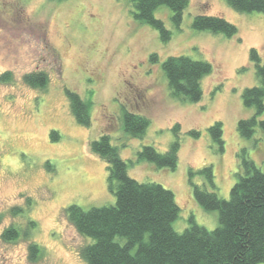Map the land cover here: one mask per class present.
Wrapping results in <instances>:
<instances>
[{
    "label": "rangeland",
    "instance_id": "rangeland-1",
    "mask_svg": "<svg viewBox=\"0 0 264 264\" xmlns=\"http://www.w3.org/2000/svg\"><path fill=\"white\" fill-rule=\"evenodd\" d=\"M133 10L131 0H0V74L12 75L9 82H0V234L9 225L23 231L28 220L35 222L27 238L7 242L0 236V264H84L79 251L91 239L76 231L64 209L114 203L106 164L89 148L103 133L129 161L131 177L174 193L180 208L173 222L177 231L189 225L191 216L207 229L218 224L217 211H206L195 201L189 177L200 186L204 178L190 176L189 169L211 165L215 187L207 188L223 198L236 181L237 154L243 148L264 169L259 127L251 139L237 131L238 121L253 114L241 93L257 83L251 48L264 63V14L237 12L225 0H189L176 29L170 9L161 6L155 16L172 31L163 43L155 29L133 17ZM196 14L220 15L237 32L227 37L195 30L191 23ZM170 55L211 64V72L201 78L198 102L171 95L161 69ZM34 71L47 74L45 88L23 82V75ZM66 88L91 102L88 127L75 121ZM122 108L149 120L142 137L123 132ZM215 121L222 125V152L207 131ZM175 125L180 144L174 169L136 159L143 145L166 151L175 139ZM192 129L199 131L198 137L188 133ZM51 130L60 137L52 139ZM28 198L26 214H10L13 206L27 207ZM30 242L42 250L35 260L28 255Z\"/></svg>",
    "mask_w": 264,
    "mask_h": 264
},
{
    "label": "trees",
    "instance_id": "trees-1",
    "mask_svg": "<svg viewBox=\"0 0 264 264\" xmlns=\"http://www.w3.org/2000/svg\"><path fill=\"white\" fill-rule=\"evenodd\" d=\"M133 17L140 23L155 29L159 38L166 43L172 36L164 22L155 16V11L166 6L170 9V20L180 29L183 13L189 0H131ZM237 12L257 11L264 14V0H225ZM191 26L198 31L221 33L227 37L236 34V26L220 15L196 14ZM151 61H158L151 54ZM249 59L255 66L257 83L244 88L241 93L243 105L253 109L250 117L237 123L238 134L251 139L258 126L264 136V63L256 49L251 48ZM161 69L173 97L191 103L202 97L201 78L212 70L206 60H196L186 55H170L162 63ZM10 72L0 74V82H9ZM23 82L33 88H45L48 76L43 71L23 75ZM70 111L75 121L88 127L91 123V102L77 92L65 89ZM149 120L140 114L121 109V128L125 134L140 138L145 133ZM175 139L164 152L153 145H143L136 152L138 161H147L157 168L174 169L177 165L179 126L173 127ZM207 131L216 150L222 152V125L219 121L211 124ZM193 137L199 131L188 132ZM52 139L60 137L56 130L50 131ZM90 150L104 160L107 169V186L114 195V203L92 206L84 209L71 204L64 214L76 231L90 242L80 248L84 264H264V169L258 167L248 156L246 149L237 154L238 170L236 181L229 190V197L223 198L209 190L214 188V175L211 165L197 172L189 169V175L200 174L204 183L200 186L189 177L195 201L206 211H217L218 224L213 229L198 225L193 217L182 231L173 227L179 217L180 208L174 193L154 181H139L128 173L129 161L123 159L119 149L108 134H101L89 143ZM27 207L13 206L9 210L13 216L24 215ZM1 218V215H0ZM35 222L28 220L21 231L12 224L0 234L10 242L30 236ZM31 260L40 257L41 247L36 242L28 244Z\"/></svg>",
    "mask_w": 264,
    "mask_h": 264
}]
</instances>
